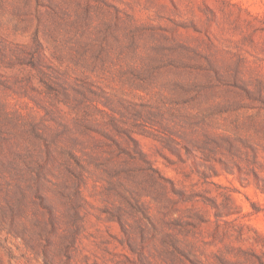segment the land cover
I'll return each mask as SVG.
<instances>
[{
	"label": "rangeland",
	"instance_id": "rangeland-1",
	"mask_svg": "<svg viewBox=\"0 0 264 264\" xmlns=\"http://www.w3.org/2000/svg\"><path fill=\"white\" fill-rule=\"evenodd\" d=\"M0 264H264V0H0Z\"/></svg>",
	"mask_w": 264,
	"mask_h": 264
}]
</instances>
